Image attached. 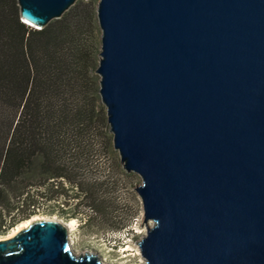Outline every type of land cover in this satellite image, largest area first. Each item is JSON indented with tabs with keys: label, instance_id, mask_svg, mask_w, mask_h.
I'll use <instances>...</instances> for the list:
<instances>
[{
	"label": "water",
	"instance_id": "water-1",
	"mask_svg": "<svg viewBox=\"0 0 264 264\" xmlns=\"http://www.w3.org/2000/svg\"><path fill=\"white\" fill-rule=\"evenodd\" d=\"M78 1L18 6L41 30ZM97 17L114 149L142 179L145 264H264V0H99ZM67 225L32 220L0 239V264H103Z\"/></svg>",
	"mask_w": 264,
	"mask_h": 264
},
{
	"label": "trees",
	"instance_id": "trees-1",
	"mask_svg": "<svg viewBox=\"0 0 264 264\" xmlns=\"http://www.w3.org/2000/svg\"><path fill=\"white\" fill-rule=\"evenodd\" d=\"M98 3L79 0L38 30L22 22L18 0H0V236L40 207H84L100 188L91 165L110 130Z\"/></svg>",
	"mask_w": 264,
	"mask_h": 264
},
{
	"label": "rangeland",
	"instance_id": "rangeland-1",
	"mask_svg": "<svg viewBox=\"0 0 264 264\" xmlns=\"http://www.w3.org/2000/svg\"><path fill=\"white\" fill-rule=\"evenodd\" d=\"M102 142L98 159L91 165L93 180L101 183L94 198L85 200L84 207L68 209L67 215L52 206L40 207L33 218L21 222L0 239L14 235L35 219H55L68 225L75 221L70 241L77 254L92 253L103 264H145L137 243L146 235L147 228L143 204L135 190L142 179L125 171L110 131L103 134Z\"/></svg>",
	"mask_w": 264,
	"mask_h": 264
},
{
	"label": "bare ground",
	"instance_id": "bare-ground-1",
	"mask_svg": "<svg viewBox=\"0 0 264 264\" xmlns=\"http://www.w3.org/2000/svg\"><path fill=\"white\" fill-rule=\"evenodd\" d=\"M74 222L75 221H73L71 224L67 225L69 228V234H71V232H74V230H75ZM25 225L28 226L27 224H25Z\"/></svg>",
	"mask_w": 264,
	"mask_h": 264
}]
</instances>
